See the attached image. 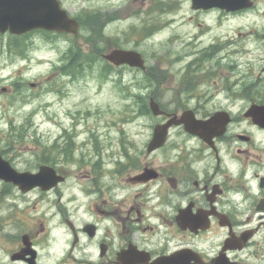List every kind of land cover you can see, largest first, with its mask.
Wrapping results in <instances>:
<instances>
[{"label":"flooded vegetation","instance_id":"flooded-vegetation-1","mask_svg":"<svg viewBox=\"0 0 264 264\" xmlns=\"http://www.w3.org/2000/svg\"><path fill=\"white\" fill-rule=\"evenodd\" d=\"M203 48L214 54L215 79L197 83L189 70L196 59L182 69L170 51L164 53L171 61L164 58L174 72L166 67L157 79L145 78L135 97L155 101L163 113L152 115L141 104L138 116L150 120L138 126L140 142L125 128L105 145L81 142L60 126L48 143L36 141L42 137L33 127L28 145L24 127L9 126L0 142V264H264V126L247 115L252 104L264 106V65L258 82L245 83L230 40ZM26 85L52 89L44 80ZM13 90L0 85V92ZM168 122L164 140L150 148L155 126ZM24 149L37 151V159L24 158ZM72 162L79 174L70 172ZM42 166L48 189L11 180Z\"/></svg>","mask_w":264,"mask_h":264},{"label":"rangeland","instance_id":"rangeland-1","mask_svg":"<svg viewBox=\"0 0 264 264\" xmlns=\"http://www.w3.org/2000/svg\"><path fill=\"white\" fill-rule=\"evenodd\" d=\"M62 3L73 17L85 18L78 36L53 37L39 31L21 38L0 34V85L14 88L11 94L0 92V142L4 141L2 134L13 125L24 127L29 136L24 141L28 145H32L33 127L36 135L42 137L36 141L48 143L60 126L71 127L81 142L105 145L122 128L130 136L136 134L134 141H142L144 136L138 126L142 122L148 125L150 119L138 116L142 102L135 95L143 91L141 85L147 82V75L139 68L117 69L109 64L101 53L114 45L141 52L148 70L157 76L161 69H170L164 55L170 61L171 55L164 52L179 57L177 65L182 69L188 61L196 59L189 70L197 74L199 83L215 79V75L212 78L209 75L214 54L208 55L203 47L213 39L223 38L230 40V57L240 62L238 70L247 75L245 83L260 80L259 72L264 65L261 60L264 0H253L251 7L230 14L217 8L197 14L190 0H62ZM16 42L18 46H13ZM24 49L26 60L20 57ZM77 52L78 58L90 53L94 60L83 64L70 62L69 55L76 56ZM65 63L68 68L81 63L83 69L72 76L59 69ZM16 80L22 82L20 86L14 85ZM42 80L52 89L31 90L26 85V81ZM200 85L204 89L206 84ZM19 88L24 94L15 92ZM31 110L37 113L31 115ZM68 112L79 113V117H71ZM92 129L96 131L87 133ZM27 149L23 150V157L36 160L37 151ZM68 167L71 173L81 171L78 162L69 163Z\"/></svg>","mask_w":264,"mask_h":264},{"label":"water","instance_id":"water-1","mask_svg":"<svg viewBox=\"0 0 264 264\" xmlns=\"http://www.w3.org/2000/svg\"><path fill=\"white\" fill-rule=\"evenodd\" d=\"M193 9H208L217 7L226 11H236L252 6V0H191ZM45 29L57 33H71L76 35L79 23L71 18L67 11L60 7L58 0H0V33L9 31L12 34L20 35L33 29ZM108 61L119 65L128 64L144 69V60L140 53L134 50L112 49L104 55ZM150 110L154 115L162 113L159 105L150 101ZM253 120L264 126V110L261 106L252 105L248 112ZM170 122L163 125H156L152 139L153 148L160 144L165 137L166 128ZM188 129H190L188 127ZM47 167H41L37 174L22 173L13 176L11 180L23 188H30L39 185L45 189L52 185L49 179H43ZM53 171V170H52ZM5 174V165L0 160V177Z\"/></svg>","mask_w":264,"mask_h":264},{"label":"trees","instance_id":"trees-1","mask_svg":"<svg viewBox=\"0 0 264 264\" xmlns=\"http://www.w3.org/2000/svg\"><path fill=\"white\" fill-rule=\"evenodd\" d=\"M85 21V18H82L80 20V24L82 26L83 22ZM13 46H18V43H14ZM78 52L76 54V56H72L70 57L69 55V61L70 62H73V63H79L81 62L82 64L85 63V62H92L94 60V57L90 55V53H85V54H82V56L80 58H78ZM79 64L78 66H74V67H62V71H65V72H73V73H79L81 71V69H83L82 67V64Z\"/></svg>","mask_w":264,"mask_h":264},{"label":"bare ground","instance_id":"bare-ground-1","mask_svg":"<svg viewBox=\"0 0 264 264\" xmlns=\"http://www.w3.org/2000/svg\"><path fill=\"white\" fill-rule=\"evenodd\" d=\"M33 30H41L40 28H37V29H33ZM177 36V35H176ZM174 57H176V55H174Z\"/></svg>","mask_w":264,"mask_h":264}]
</instances>
